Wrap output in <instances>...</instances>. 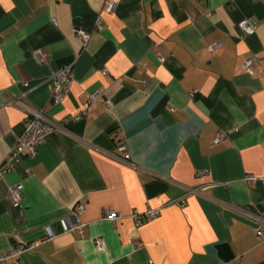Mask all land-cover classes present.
Returning a JSON list of instances; mask_svg holds the SVG:
<instances>
[{"label": "crops", "instance_id": "obj_1", "mask_svg": "<svg viewBox=\"0 0 264 264\" xmlns=\"http://www.w3.org/2000/svg\"><path fill=\"white\" fill-rule=\"evenodd\" d=\"M110 1L111 12L108 0H0V161L24 131L12 98L65 122L0 178V252L25 247L20 264H264L239 211L264 212V181L244 180L264 174V0ZM76 28L91 33L85 46ZM65 65L73 80L55 105L50 76ZM79 201L84 225L64 232ZM149 207L160 214L138 225L131 214Z\"/></svg>", "mask_w": 264, "mask_h": 264}, {"label": "built area", "instance_id": "obj_2", "mask_svg": "<svg viewBox=\"0 0 264 264\" xmlns=\"http://www.w3.org/2000/svg\"><path fill=\"white\" fill-rule=\"evenodd\" d=\"M115 1L108 0V3L105 7V10L111 12L114 8ZM103 18L101 15H98L95 27H102ZM239 28L245 33L251 34L254 32L256 23L252 18H244L238 23ZM76 35L82 40L83 45L85 46L90 38V32L83 28L75 29ZM222 42H215L207 46L209 51H214L221 46ZM35 57L38 61H44L48 57V52L44 49H39L35 53ZM158 58L160 61L163 60V56L161 53H158ZM258 65V62L255 57L249 56L245 57L243 60L242 66L248 72H254L255 67ZM73 80L72 66L65 65L61 67L59 70L55 71L50 76L51 81V101L53 104H60L66 97L70 85ZM98 92H93L89 95V105L88 107L79 115L75 116L73 119H79L82 115H86L88 113V109L90 105L94 103L98 97ZM105 105L110 108L112 103L110 99L104 100ZM10 104H17L22 107L26 112V119L24 124V131L17 138L15 145L10 149L6 157L0 161V178L4 176V174L9 171L12 164L20 159L23 155L34 156L37 151V146L42 143L46 137L57 130H65V122L59 121L53 118L51 115L47 113V111L43 108H36L30 105L26 98L23 96L15 97L10 100ZM226 135L225 131H217L214 135L213 140L215 143L220 142L224 136ZM115 138L120 140L122 138L121 131H117ZM121 154L117 156L124 160L129 158L128 152L125 150L124 146L120 147ZM244 180L249 183H255L257 181H264V174L262 176H256L254 174H247L244 177ZM22 188L21 185H14L10 189V198L14 204H18L22 199ZM86 210V204L83 201H79L75 207L73 208L71 215L60 219V224L62 226V230L64 232H71L76 229L81 228L84 223L81 221L82 215H84ZM160 207H149L143 212L134 211L131 214L138 225H141L142 222L147 218H154L160 214ZM241 213L251 220L255 224V231L259 238V240L264 243V212L253 211L249 209H239ZM122 217L115 210H108L104 215L105 219L108 220H118ZM50 236H53L51 233ZM95 244L99 249H103L105 243L101 237L95 239ZM25 247H12L7 251L0 252V264H6L9 260L12 261V264H20L19 256L24 251Z\"/></svg>", "mask_w": 264, "mask_h": 264}]
</instances>
